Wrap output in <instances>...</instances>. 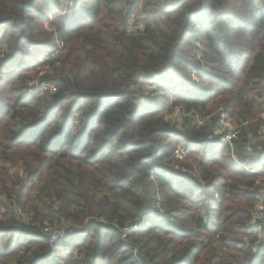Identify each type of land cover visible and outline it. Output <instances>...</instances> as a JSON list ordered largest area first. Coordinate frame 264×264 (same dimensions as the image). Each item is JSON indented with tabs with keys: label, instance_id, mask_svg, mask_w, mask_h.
<instances>
[{
	"label": "trees",
	"instance_id": "16d2710c",
	"mask_svg": "<svg viewBox=\"0 0 264 264\" xmlns=\"http://www.w3.org/2000/svg\"><path fill=\"white\" fill-rule=\"evenodd\" d=\"M263 84L264 0H0V264H264L261 160L206 155L224 111L245 159ZM181 141L197 179L172 170ZM257 229L253 254L238 237Z\"/></svg>",
	"mask_w": 264,
	"mask_h": 264
},
{
	"label": "rangeland",
	"instance_id": "374dc122",
	"mask_svg": "<svg viewBox=\"0 0 264 264\" xmlns=\"http://www.w3.org/2000/svg\"><path fill=\"white\" fill-rule=\"evenodd\" d=\"M63 1H65V0H61V2H63ZM79 2H80V0H79ZM137 3L139 4L140 2H137ZM66 4L67 5H63V10L66 11V12H69V11H71V9L75 8V5H73L71 3L67 2ZM138 4L136 5V7L138 6ZM138 13L139 12H138V9H137L136 11H134V13L132 15H130V17L128 19V23H127L128 30H130V29L132 30V28H133L132 26L134 25L135 20L138 19ZM47 16H48V19L54 17V15L52 13H48ZM139 18H141V16H139ZM49 24L50 23L47 22L46 20L43 21V27H45L47 30H49V28H50ZM3 47L4 48L6 47L5 43H4ZM59 52H60V49L58 48L54 53L57 55V54H59ZM42 73H43V71L38 72L35 76H33L32 79L29 80V82L31 84H33L34 82H37L39 80L40 76L43 75ZM187 74L190 76L192 81H195V80L197 81L193 71L190 70V71L187 72ZM157 84L158 83H156V82L147 83L145 85V87H146L147 91L149 92V91L153 90L155 88V85H157ZM42 85H46V83H44V84L42 83ZM229 110H230V112H232L234 109H233V107H231V108H229ZM216 112H217V110L213 111L214 114H216ZM227 115H228V120L231 123V127L232 128H237L238 125H237L236 120L234 119V117H231L230 113H228ZM183 118L184 117L182 116V114H179L178 109H175V110H173L172 113H167L165 115V119L167 121H169L170 126L174 127L176 130L185 132V130L187 129L188 125H187V123L185 122V120ZM209 118H210L209 115L205 116V120H208ZM249 123H251L253 126L259 125L260 127L264 124V122H262V120L258 118V115H256V117L254 119H249ZM214 136H216L218 138H215L216 140H214V142L212 143V147L209 148V151L208 150L206 151V155L211 157V155H214V153H215L216 154L215 157L219 158V155L223 154V153L225 154L226 150H225V146L223 144V141H222L220 135L218 134V130H216V133H215ZM178 146H182V147L188 149V152L185 155V157H183L182 159H178V158H176L174 156V159L176 160L175 161L176 163L174 162V164H172V170L175 173H177L178 175H191V176H194L195 179H197V174L194 171L195 163H193L191 161L190 157H189L190 148L191 147L188 146L185 141H181L179 144L176 145V147H178ZM249 146H251V149H245V152L247 153V155H246L247 157L245 156V159L242 162L238 161V160H235V159H233V160L231 159V162L234 165H237L238 167H242V166L245 165V168L246 167L250 168L251 166L252 167L254 166L256 161L258 163L259 162L258 160H261V164L264 163L263 157H260L258 155V153L257 154L255 153L256 152L255 150H252V147H254V144L253 143H249ZM175 148H174V150H175ZM174 150H173V153H174ZM198 150L202 151V149H200V147H198ZM226 154H228V153H226ZM252 161H253L254 164H252ZM250 164H252V165H250ZM261 164H260V166L264 167ZM13 165L14 164H12V166ZM245 168H243V169H245ZM13 169H14L13 171H15L13 175H16V176H19V177H23L24 176V172H23L22 167H20V166L15 164ZM253 169H254V167H253ZM255 188L258 191L259 195L264 196V176L260 179V184L259 185H257L256 187H255V185L253 186V189H255ZM261 201L262 202H258L255 205V207L253 208V210H252L251 216L253 215V218H252L251 223H250V221L248 222V224H251V226H254L256 224L255 220H259L264 215L263 214V212H264V198H262ZM255 211H256V213H255ZM44 223H45V225H49L48 221H44ZM248 224L246 226H248ZM248 231L249 230L247 229V232ZM261 236H262L261 231L257 229L255 234H250V233L247 234L246 233L245 235H240L238 237V240L240 242H243L245 244V246L250 247L251 248V253L258 254V252H259V250H258V242H259ZM61 254L63 255L65 253L63 252ZM229 254H231L232 256H235V257H239V258L242 257V255L240 253H238L236 251H232V250L230 251ZM244 261L246 262V260H244ZM257 261L258 260H256V262ZM252 262H249L248 264H251ZM254 263H255V261L252 264H254Z\"/></svg>",
	"mask_w": 264,
	"mask_h": 264
},
{
	"label": "built area",
	"instance_id": "2783aa9c",
	"mask_svg": "<svg viewBox=\"0 0 264 264\" xmlns=\"http://www.w3.org/2000/svg\"><path fill=\"white\" fill-rule=\"evenodd\" d=\"M139 17V15H138ZM133 28H141L142 27V23L141 22H134V25L132 26ZM258 100L261 104V107H260V111L258 113V118L263 120L264 121V84L262 85V90L260 92V95L258 97ZM221 109V108H220ZM187 115H189L194 124H196L197 127H202L204 126L206 120H205V117H201L198 113L194 112V111H190L187 113ZM210 116V115H209ZM262 121V122H263ZM249 123V121H245L243 122L242 124L243 125H247ZM218 134L220 135L222 141H223V144L224 145H228V153L231 157V159H235L237 160V158L235 157V154H234V148H233V145H232V140L234 138L237 137V134L239 133V130L237 128H232L231 127V123L230 121L228 120V115L226 112L224 111H220L219 113V116H218ZM259 134L258 137H255V136H252L250 135L249 136V140H248V143L246 144V149H251V146H249V143H253L254 145L258 144L260 141V138H263L264 139V124L259 128ZM188 152V149L182 147V146H178L175 148L174 150V156L178 159H182L183 157H185V155L187 154ZM233 157V158H232ZM239 161V160H238ZM249 167H246L245 169L246 170H251V169H248ZM13 169V168H11ZM263 176L261 177H257L254 181V185L257 186L260 184V179L262 178ZM259 202H262V201H259ZM18 213H20L22 215V218L24 219H27L28 216L27 215H24L22 214L20 211H18ZM256 213V211H255ZM0 217H1V214H0ZM42 232L44 235H46L50 241H54L56 240L60 235H64V231H63V228L59 229L57 228L56 226H50V225H45L42 227ZM135 254V251L133 252Z\"/></svg>",
	"mask_w": 264,
	"mask_h": 264
}]
</instances>
